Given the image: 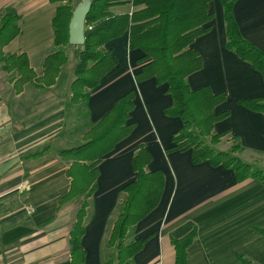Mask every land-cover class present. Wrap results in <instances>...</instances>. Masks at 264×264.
Instances as JSON below:
<instances>
[{
	"label": "crops",
	"instance_id": "crops-1",
	"mask_svg": "<svg viewBox=\"0 0 264 264\" xmlns=\"http://www.w3.org/2000/svg\"><path fill=\"white\" fill-rule=\"evenodd\" d=\"M230 1L243 38L264 52V0ZM56 6L50 0H0V14L14 11L20 17L19 34L3 53L25 55L37 79L43 76L44 59L54 51L51 21ZM132 11L131 4L110 8L112 15ZM207 11L212 14L205 25L210 29L190 45L200 55L201 68L188 76V86L225 96L214 107L215 114H227L213 126L215 133L228 132L218 150L227 151L235 138L242 146L240 159L264 166L263 117L240 104L264 97V79L225 48L220 1L212 0ZM69 47L64 48L67 61L50 86L35 79L16 91L15 75L0 64V264H72L70 233L82 205L77 198L83 197L60 203L70 190L71 163L58 152L84 144L87 130L79 128L95 125L130 91L134 108L128 122L133 128L97 165L80 241L82 264H103V242L124 199L122 188L136 179L132 159L140 145L150 156L146 171L161 172L164 184L156 206L131 232V240L143 241L134 264H174L172 241L193 228L196 237L187 248V264H238L236 255L264 264V236L256 231L264 228V186L252 179L238 183L232 170L206 161L193 164L190 151L170 150L182 121L165 114L172 105L167 84L156 85L154 78L136 81L143 53L129 50L128 33L104 46L114 67L84 106L70 103L78 47L72 59Z\"/></svg>",
	"mask_w": 264,
	"mask_h": 264
},
{
	"label": "trees",
	"instance_id": "trees-1",
	"mask_svg": "<svg viewBox=\"0 0 264 264\" xmlns=\"http://www.w3.org/2000/svg\"><path fill=\"white\" fill-rule=\"evenodd\" d=\"M72 1L50 0V3L57 5L51 21L54 51L42 63L43 76L40 79L29 69L25 55H4L3 48L19 34L20 17L16 12L8 11L1 18L0 64L6 73L15 75L16 91L35 79L46 86L53 84L61 66L67 61L64 48L68 46V26L75 8ZM211 1L92 0L85 19V43L77 50L78 61L73 70L70 103L75 106L87 103L90 92L114 67L111 53L104 46L127 32L129 50L138 49L143 53L138 62L144 64L135 75L136 81L154 78L156 85L167 84L172 105L165 110V114L182 121V127L173 135L170 150L190 151L193 164L206 161L213 167L222 166L232 170L238 183L252 179L264 186V170L245 163L238 157L242 146L237 139H231L232 143L227 151H217L214 148L228 134L227 131L215 133L213 129L216 122L227 116L226 113H214V107L224 101V94H214L208 87L191 90L187 83L188 76L201 68L200 55L190 45L210 29V26L205 25L212 19V14L207 11ZM219 1L223 9L225 48L250 64L264 79V52L241 35L233 16L232 1ZM123 4H131L133 11L123 15L110 13V8ZM133 99V91L119 98L107 114L83 134L84 144L58 152L64 161L71 163L67 170L71 179L70 190L60 203L83 197L70 233L72 264L83 263L84 251L80 241L84 234L87 199L95 187L97 165L132 130L133 124L128 120L134 108ZM240 104L261 114L264 123V97L244 99ZM203 137H210L209 143L204 142ZM149 161L148 152L141 145L137 146L132 159L136 179L122 188L124 199L109 232L108 240L115 243V253L112 258L109 256L104 259L103 264H134L133 256L143 244V241L133 240L125 244L124 236L127 232H132L134 225L156 206L162 192V173L146 171ZM256 231L264 236V228H256ZM195 237L196 230L193 228L180 239L172 241L174 264H187V248ZM236 260L238 264H255L243 255H236Z\"/></svg>",
	"mask_w": 264,
	"mask_h": 264
},
{
	"label": "water",
	"instance_id": "water-1",
	"mask_svg": "<svg viewBox=\"0 0 264 264\" xmlns=\"http://www.w3.org/2000/svg\"><path fill=\"white\" fill-rule=\"evenodd\" d=\"M92 0H81L72 11L68 26V45L82 47L85 43V19L90 11Z\"/></svg>",
	"mask_w": 264,
	"mask_h": 264
},
{
	"label": "rangeland",
	"instance_id": "rangeland-1",
	"mask_svg": "<svg viewBox=\"0 0 264 264\" xmlns=\"http://www.w3.org/2000/svg\"><path fill=\"white\" fill-rule=\"evenodd\" d=\"M81 0H73L72 2V5H74V6H76L79 2H80ZM6 13H8V12H6ZM5 13V14H6ZM0 16H4V14L2 15V14H0ZM1 17V18H2ZM1 18H0V20H1ZM70 45H68L67 46V48L69 47ZM66 48V47H65ZM70 49H68V50H70V51H68L67 53H68V56L70 57V59H72L71 58V56H72V54H73V52H75V51H73V50H75V48L72 46V47H69ZM82 47H78V48H76V50H80ZM52 50V48L50 49V51ZM77 54V53H76ZM77 57H78V54H77ZM71 62V61H70ZM67 64L65 65V69L64 70H67ZM66 72V71H65ZM80 129V132H83V131H85V130H88L89 129V127H84V125L82 126V127H80L79 128ZM223 139V138H222ZM221 139V140H222ZM203 140H204V142H206V143H209V141H210V137H203ZM221 140L219 141V143L217 144V145H215L214 146V148L217 150V151H219L218 149H220V147H218L219 146V144H220V142H221ZM79 143H81V140L79 139L78 140V144ZM222 147V146H221ZM66 149H68V148H66ZM244 159V160H243ZM241 160L242 161H244V162H247V161H245V156H243L242 158H241ZM252 165H254V164H252ZM255 167H257V168H260V169H264V166H260V165H258V164H255L254 165ZM77 200L80 202V204H82L83 203V198H82V200H81V198H77ZM131 232H127L126 234H125V236H124V240H125V244H127L128 242H130V241H132L131 240ZM109 234H108V236H106V239L104 240V242H103V252H104V256H105V259L106 258H109V256H110V258H112L113 257V255H114V253H115V249L113 248L114 247V245H115V243H111V242H109Z\"/></svg>",
	"mask_w": 264,
	"mask_h": 264
},
{
	"label": "built area",
	"instance_id": "built-area-1",
	"mask_svg": "<svg viewBox=\"0 0 264 264\" xmlns=\"http://www.w3.org/2000/svg\"><path fill=\"white\" fill-rule=\"evenodd\" d=\"M32 210H33V209H31V208H26V211H27L28 213L33 212Z\"/></svg>",
	"mask_w": 264,
	"mask_h": 264
}]
</instances>
